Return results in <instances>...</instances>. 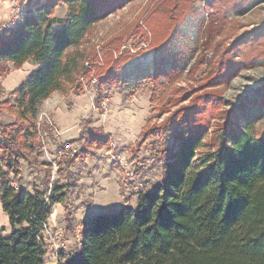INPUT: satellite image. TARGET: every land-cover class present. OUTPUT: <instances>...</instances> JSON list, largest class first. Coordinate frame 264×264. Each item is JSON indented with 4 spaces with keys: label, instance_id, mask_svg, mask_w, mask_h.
<instances>
[{
    "label": "trees",
    "instance_id": "obj_1",
    "mask_svg": "<svg viewBox=\"0 0 264 264\" xmlns=\"http://www.w3.org/2000/svg\"><path fill=\"white\" fill-rule=\"evenodd\" d=\"M31 5L33 14L0 27V75L27 62L37 66L10 93L13 103H0L14 117L0 129V205L9 225L8 235L0 228V264H45L44 226L53 207L64 202L65 186L49 190V172L44 175L45 191L28 192L14 184L22 179L21 163L33 167L40 156V133L49 132L38 122L43 103L68 86L83 93L78 80L89 69L80 63L77 49L115 3L35 0ZM61 5L66 13L56 20L53 14ZM187 11L185 0H160L142 21L143 36L155 39L162 29H173ZM121 40L112 39L104 49L118 52ZM262 44L264 23L225 51L217 77L233 74L238 60L259 57ZM109 53L104 54L109 70L130 57L122 53L115 60ZM220 110L218 97L204 94L163 122H148L135 145H159L161 182L137 195L135 209L85 221L78 253L60 264H264V133L256 135L249 118L230 114L208 134ZM79 139L96 149L109 144L108 136L96 128L82 129ZM88 152L84 149L70 162H83Z\"/></svg>",
    "mask_w": 264,
    "mask_h": 264
},
{
    "label": "rangeland",
    "instance_id": "obj_2",
    "mask_svg": "<svg viewBox=\"0 0 264 264\" xmlns=\"http://www.w3.org/2000/svg\"><path fill=\"white\" fill-rule=\"evenodd\" d=\"M111 1L115 5L77 49L80 63L89 69L84 79L93 76L95 83L81 84L79 79L82 94L70 86L53 93L58 103L55 112L63 105L76 108L80 130L101 129L109 138L108 147L96 149L94 144L86 147L83 139L60 138L51 110L41 107L38 122L49 132L40 133V156L33 167L21 163L22 179L14 184L28 192L45 191L44 175L49 172V190L65 186L61 209H52L43 230L45 264H60L78 253L85 221L121 208L135 209L137 195L150 192L161 182L164 170L156 157L159 145H135L148 122L161 123L177 109L190 105L194 98L211 94L220 100L221 110L212 119L208 134L230 114L249 118L256 135L264 133V44L258 50L259 57L238 60L233 74L217 77L225 51L243 33L264 23V0H185L188 11L173 29H162L155 39L148 33L147 38L143 36L142 21L160 0ZM59 7L54 11L56 20L66 12L65 6ZM21 9L24 8L14 9L13 16ZM116 37L122 38L119 51L105 50L107 42ZM107 52L115 60L122 53L130 57L116 70H109L104 60ZM33 66L27 62L18 70L10 67L7 74L0 75V103H13L10 93ZM107 71L104 76L102 73ZM212 77L217 80L208 82ZM13 121L7 108H0V129ZM66 147L67 156L58 158L57 152ZM84 149L89 154L83 162H70ZM126 174L132 178L130 181ZM0 228L4 229L3 235H8V220L1 205Z\"/></svg>",
    "mask_w": 264,
    "mask_h": 264
},
{
    "label": "crops",
    "instance_id": "obj_3",
    "mask_svg": "<svg viewBox=\"0 0 264 264\" xmlns=\"http://www.w3.org/2000/svg\"><path fill=\"white\" fill-rule=\"evenodd\" d=\"M32 1L33 0H19V2L17 1L16 3L15 0H0V25L2 26L12 19L14 9H17L21 6L22 8H31ZM59 8L60 7H57L55 9V12ZM55 12L53 15L54 18H55ZM65 13L63 14L62 17L58 18V20L63 19L65 16ZM36 68L37 66H33V68L30 70V73L34 71ZM28 75H26L25 77H27ZM54 94H52V96H50V98H48L43 103L42 107L47 110H51L53 121L59 127V131L57 134L60 138L64 140H69V141L77 140L79 138L80 131H81L77 125V114H78L77 109L74 107L71 108V107H67L66 105H63L64 108L62 109L59 108V110L55 112L54 108L57 107L58 103H57V98L53 97ZM53 208H54V211H58V210L60 211L61 205L57 204ZM79 244H80V241L78 245ZM61 257H64V255L62 254ZM55 264H58V263H55Z\"/></svg>",
    "mask_w": 264,
    "mask_h": 264
},
{
    "label": "built area",
    "instance_id": "obj_4",
    "mask_svg": "<svg viewBox=\"0 0 264 264\" xmlns=\"http://www.w3.org/2000/svg\"><path fill=\"white\" fill-rule=\"evenodd\" d=\"M33 13H34V8L33 7L21 9V11L18 14H16L15 16H13L12 19L6 23V26L10 27L11 25H13L15 23L21 22L22 19L26 15H31ZM80 82H81V84L89 83V82L90 83H95V79H94L93 76H91L90 80H86L84 78H81L80 79ZM67 152H68L67 147L65 149L59 150L57 152L58 158L64 159L67 156V154H68ZM126 175L128 177L126 180L130 181L132 178L128 174H126ZM79 241H80V239H79Z\"/></svg>",
    "mask_w": 264,
    "mask_h": 264
}]
</instances>
